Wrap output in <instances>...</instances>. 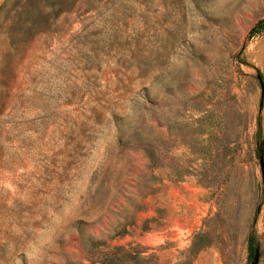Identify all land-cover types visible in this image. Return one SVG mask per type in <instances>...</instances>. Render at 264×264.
I'll return each mask as SVG.
<instances>
[{"label": "rangeland", "instance_id": "rangeland-1", "mask_svg": "<svg viewBox=\"0 0 264 264\" xmlns=\"http://www.w3.org/2000/svg\"><path fill=\"white\" fill-rule=\"evenodd\" d=\"M258 75L264 0H0V264H264Z\"/></svg>", "mask_w": 264, "mask_h": 264}, {"label": "water", "instance_id": "water-1", "mask_svg": "<svg viewBox=\"0 0 264 264\" xmlns=\"http://www.w3.org/2000/svg\"><path fill=\"white\" fill-rule=\"evenodd\" d=\"M257 78L259 80L260 87H261V95H263L264 85H263L262 79L259 75L257 76ZM261 106H262V103H260L259 108H261ZM257 153H258V159H259V164H260L261 173H262V180H264V155H263V149H262L261 143L258 144ZM258 258H259V249L258 247H254L253 255L250 259L249 264H257Z\"/></svg>", "mask_w": 264, "mask_h": 264}, {"label": "trees", "instance_id": "trees-1", "mask_svg": "<svg viewBox=\"0 0 264 264\" xmlns=\"http://www.w3.org/2000/svg\"><path fill=\"white\" fill-rule=\"evenodd\" d=\"M261 23H262V21L256 23V25L254 26L252 31H256L258 29V27L261 25ZM257 127L258 128H257V132L256 133L259 135L260 132H261V125L259 124V122H258V126ZM263 151H264V146H263Z\"/></svg>", "mask_w": 264, "mask_h": 264}]
</instances>
